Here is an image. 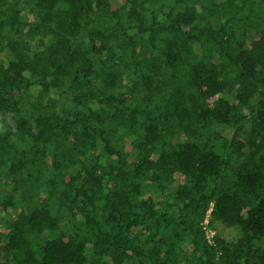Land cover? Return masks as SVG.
Returning <instances> with one entry per match:
<instances>
[{
  "label": "trees",
  "instance_id": "trees-1",
  "mask_svg": "<svg viewBox=\"0 0 264 264\" xmlns=\"http://www.w3.org/2000/svg\"><path fill=\"white\" fill-rule=\"evenodd\" d=\"M0 264H264V0H0Z\"/></svg>",
  "mask_w": 264,
  "mask_h": 264
},
{
  "label": "rangeland",
  "instance_id": "rangeland-1",
  "mask_svg": "<svg viewBox=\"0 0 264 264\" xmlns=\"http://www.w3.org/2000/svg\"><path fill=\"white\" fill-rule=\"evenodd\" d=\"M217 130H219L221 133H224V135H229L228 133H229V130H228V128L227 127H224V126H216L215 127ZM158 194H159V192H158ZM2 228H4V226H2ZM229 233H232V235H233V233L234 232H229ZM229 233H227V234H229ZM189 251H192V248H189Z\"/></svg>",
  "mask_w": 264,
  "mask_h": 264
},
{
  "label": "built area",
  "instance_id": "built-area-1",
  "mask_svg": "<svg viewBox=\"0 0 264 264\" xmlns=\"http://www.w3.org/2000/svg\"><path fill=\"white\" fill-rule=\"evenodd\" d=\"M207 223H208V220L206 221L205 224H207ZM206 236H207V239L209 240V242L213 243V237L215 236V232L212 231V230L207 229L206 230Z\"/></svg>",
  "mask_w": 264,
  "mask_h": 264
}]
</instances>
